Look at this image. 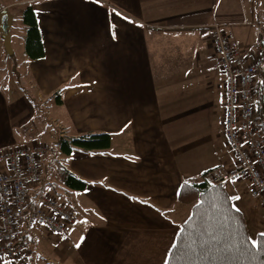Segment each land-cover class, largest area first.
I'll use <instances>...</instances> for the list:
<instances>
[{"label": "crops", "instance_id": "obj_1", "mask_svg": "<svg viewBox=\"0 0 264 264\" xmlns=\"http://www.w3.org/2000/svg\"><path fill=\"white\" fill-rule=\"evenodd\" d=\"M23 1L37 12L46 54L27 57V29L13 16L7 51L0 25V155L48 145L40 187L76 220L67 236L29 221L28 253L0 264H165L192 212L178 199L184 180L236 166L220 149L225 78L209 58L215 25L244 24L236 0ZM250 46L264 56V44ZM89 132H109L110 148H51L59 135ZM60 167L86 188L66 186ZM226 188L245 212L248 182Z\"/></svg>", "mask_w": 264, "mask_h": 264}, {"label": "built area", "instance_id": "obj_2", "mask_svg": "<svg viewBox=\"0 0 264 264\" xmlns=\"http://www.w3.org/2000/svg\"><path fill=\"white\" fill-rule=\"evenodd\" d=\"M209 58L225 78L224 134L236 159L232 169L216 167L214 184L248 182V191L264 205V56L242 46L228 23L213 27ZM263 51V49L261 50ZM48 145L24 146L0 155L8 168L0 173V260L19 262L29 251L26 228L28 207L35 192L33 217L54 235L67 236L74 212L56 195L40 187Z\"/></svg>", "mask_w": 264, "mask_h": 264}, {"label": "trees", "instance_id": "obj_3", "mask_svg": "<svg viewBox=\"0 0 264 264\" xmlns=\"http://www.w3.org/2000/svg\"><path fill=\"white\" fill-rule=\"evenodd\" d=\"M23 23L27 29V57H44L46 53L42 32L33 6H27L24 10ZM55 95L59 97L58 92ZM31 99L36 101L34 97ZM259 110H264L262 97ZM111 142L112 135L109 132H89L69 137L59 135L51 148L56 147L63 154L70 155L76 149L106 150L110 148ZM212 170L204 172L200 178H188L182 183L178 199L192 205V212L180 227L176 247L172 248L169 256V264H264V251H258L251 244L245 212L238 207L236 199H231L235 196L230 194L226 184L217 185L211 181ZM57 177L66 186L76 190H83L88 184L65 167L58 169ZM34 205L32 197L28 207L29 221L34 219ZM261 241H264V237L259 235L257 242Z\"/></svg>", "mask_w": 264, "mask_h": 264}, {"label": "rangeland", "instance_id": "obj_4", "mask_svg": "<svg viewBox=\"0 0 264 264\" xmlns=\"http://www.w3.org/2000/svg\"><path fill=\"white\" fill-rule=\"evenodd\" d=\"M3 6H9V12L13 16V20L16 23H23V13L29 4L23 0H0ZM235 8L241 10L242 15L240 21L243 25L233 26V32L236 35L237 40L242 43L244 47H251L254 43H264V0H236ZM259 14V15H258ZM260 19L259 24H253L256 21V17ZM239 22V20H238ZM261 22H263L261 24ZM262 35V36H261ZM262 39L259 40V38ZM247 39L249 42H247ZM13 47V45H12ZM15 47L19 49L15 43ZM254 49V48H253ZM255 50V49H254ZM20 51L14 56H17ZM7 58L12 59L14 56L7 54ZM13 60V59H12ZM220 142V149L226 152L230 151L227 145H223ZM249 192V191H248ZM246 200H248L249 207L245 210L246 220L249 228L250 237L252 240H256L261 233H264V205L257 198H254L250 193L246 191ZM68 201L66 197L63 198Z\"/></svg>", "mask_w": 264, "mask_h": 264}, {"label": "water", "instance_id": "obj_5", "mask_svg": "<svg viewBox=\"0 0 264 264\" xmlns=\"http://www.w3.org/2000/svg\"><path fill=\"white\" fill-rule=\"evenodd\" d=\"M11 22L12 15L7 10H3L0 13V25L7 51H11Z\"/></svg>", "mask_w": 264, "mask_h": 264}, {"label": "snow or ice", "instance_id": "obj_6", "mask_svg": "<svg viewBox=\"0 0 264 264\" xmlns=\"http://www.w3.org/2000/svg\"><path fill=\"white\" fill-rule=\"evenodd\" d=\"M185 183H187V182H185ZM231 199H240L239 197H233V198H231ZM237 211H239V209H237ZM262 237H264V233H261L260 234ZM251 244H252V246L254 247V248H257L258 249V251H264V241H261V242H257L256 240H252L251 241ZM77 247H79V245H77ZM172 247L173 248H175L176 247V245L175 244H173L172 245ZM165 264H169V261L168 260H165Z\"/></svg>", "mask_w": 264, "mask_h": 264}]
</instances>
